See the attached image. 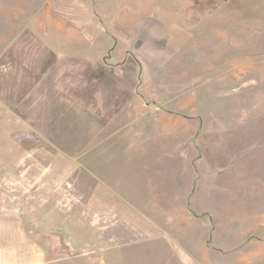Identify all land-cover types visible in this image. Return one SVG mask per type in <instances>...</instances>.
<instances>
[{"label":"rangeland","instance_id":"rangeland-1","mask_svg":"<svg viewBox=\"0 0 264 264\" xmlns=\"http://www.w3.org/2000/svg\"><path fill=\"white\" fill-rule=\"evenodd\" d=\"M192 8L161 65L56 27L0 56V264H264V0Z\"/></svg>","mask_w":264,"mask_h":264},{"label":"crops","instance_id":"crops-1","mask_svg":"<svg viewBox=\"0 0 264 264\" xmlns=\"http://www.w3.org/2000/svg\"><path fill=\"white\" fill-rule=\"evenodd\" d=\"M89 1L91 0H0V56L14 44L20 34L38 35L56 27L78 41H82L85 37L94 43L100 38L98 48L111 50L115 41V45H120L119 51L134 52L142 65H161L165 62L158 61L159 59L168 60L173 54L171 48L170 50L165 47L170 39L166 27H182V31L185 32L186 26L183 25L182 19L186 18L187 14L192 16L194 13L192 8L194 0H114L115 4L111 1L106 6L102 2L90 6ZM183 1L186 3L185 8L180 9L175 5ZM189 7L191 10L188 12L186 9ZM222 14L223 11L220 9L211 14L207 12L200 16L193 27L204 28L208 24L210 15L221 18ZM111 15L114 18L135 17L138 21L131 29V33L125 34L119 30H112L108 31L110 37L103 38L100 31L102 26H99L96 17ZM222 32L221 29L219 35ZM114 35L119 38L116 39ZM51 47L55 50L54 46ZM163 50H167L166 53H168L165 57H162ZM77 258L78 254H73L45 260L43 255L34 254L26 261L15 264H76ZM91 263L97 264V260L90 261Z\"/></svg>","mask_w":264,"mask_h":264},{"label":"trees","instance_id":"trees-1","mask_svg":"<svg viewBox=\"0 0 264 264\" xmlns=\"http://www.w3.org/2000/svg\"><path fill=\"white\" fill-rule=\"evenodd\" d=\"M222 1H224V0H222ZM79 63V62H78ZM97 68H99L98 66H97ZM92 70L91 71H93V68H91ZM108 74V73H107ZM108 76H110L109 74L108 75H105V79L107 80V78H108ZM90 77H92V76H90ZM95 77H100V72H99V74L97 73V74H95Z\"/></svg>","mask_w":264,"mask_h":264}]
</instances>
